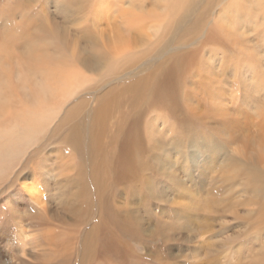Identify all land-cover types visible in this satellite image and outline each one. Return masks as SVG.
<instances>
[{
	"label": "bare ground",
	"instance_id": "6f19581e",
	"mask_svg": "<svg viewBox=\"0 0 264 264\" xmlns=\"http://www.w3.org/2000/svg\"><path fill=\"white\" fill-rule=\"evenodd\" d=\"M88 1L71 0V4L82 8ZM216 1L130 0L128 6L115 10L117 24L113 23L114 11L105 8L100 13L105 20H97L105 21L113 32L109 43L103 42L102 47L100 39L99 43L93 41L84 31L83 37L67 45L68 53L54 52L55 58L50 57L54 59L51 63L57 70V79L61 78L62 85L67 83L72 89L65 90L68 92L64 98H56L51 105L52 99L45 96L47 87H51L46 79V85L36 89L44 95L26 99L24 107L14 115L10 114V102L0 100V122L10 114L7 124H3L6 128L0 126V183L12 176H16L15 181L25 179L0 205V264H187L191 256L185 253L186 244L196 243L195 260L205 250L204 243L212 246V239L206 240L204 235H197V242L188 240L191 235L178 233L180 227L174 225L180 217L176 205L179 214L194 209L205 215L207 212L208 217H199L201 232H206L205 219H209L211 227L221 220L217 204L207 210L206 201L217 200V195H212V200L209 195H188L192 145L201 146L194 137L208 139L204 132L210 130L190 111L189 103L195 96L189 84L195 83L204 96H209V85H213L210 79L203 80L202 85L198 83V57L205 50L191 47L198 44ZM103 33L101 37L105 38L106 32ZM190 34L193 37L184 41ZM72 63L83 71L76 75L83 76V83L75 76V66L70 69ZM80 69L77 71L81 72ZM85 73L101 77L88 82ZM75 79L79 88L85 87L76 91ZM72 84L75 87L69 86ZM75 96L78 97L71 102ZM88 96H94L96 101H88ZM67 101L69 107L60 118ZM210 111L208 108L207 113ZM152 115L153 126L149 120ZM53 125L50 139L58 137L66 145L71 162H80V166L68 168L69 172L76 170L74 175L59 181L49 173L44 160L36 168L25 169L35 155L44 157L40 146L33 147L40 137H47ZM210 131L222 135L218 128ZM253 149L220 148V195L226 196L218 198V203L223 206L224 202H231L236 208H246L258 224L257 230L262 231L264 166L260 164L264 165V149L257 153ZM21 163L24 165L16 169ZM144 163V177L168 178L171 182L180 179L183 195L173 201L172 208L159 207L161 197L156 195L142 196L143 203L139 205L134 202L140 192L133 185L141 179L139 168ZM29 179L32 181L27 183ZM110 185L113 189L105 194ZM239 193L243 195H236ZM46 195L52 198L48 200ZM128 197L132 206H119L120 199ZM6 212L10 214L11 226L3 228ZM94 217L96 223L91 224ZM11 227L17 236L11 237ZM4 240L8 242L6 246L2 244ZM128 241L145 253L135 256L126 244Z\"/></svg>",
	"mask_w": 264,
	"mask_h": 264
},
{
	"label": "rangeland",
	"instance_id": "374dc122",
	"mask_svg": "<svg viewBox=\"0 0 264 264\" xmlns=\"http://www.w3.org/2000/svg\"><path fill=\"white\" fill-rule=\"evenodd\" d=\"M89 1L88 4L85 3L83 4L85 6L79 8L78 5L71 4V0H0V88H2L0 89V100L6 99L10 102L12 107L10 114L14 115V112L21 110L26 99L42 95L43 93L36 92V89L45 84L47 80L51 87H47L45 96L52 99V101L49 100L51 105L54 106L53 101L56 98H64L65 93L68 92L65 90L71 91L72 89L68 88L67 83L62 85V79L56 77L55 71L57 70L53 69L54 63H51L54 61L51 58L56 56L54 52L68 53L67 45L70 43L73 45L74 41L83 37L84 31L92 37L91 40L98 42L100 39V43H98L103 47V42L109 43L114 35L108 30L106 22L103 21L105 18L100 13H104L102 11L105 8H111L114 11L112 18L115 17L113 23L117 24L119 17L115 10L119 7L123 8L124 5L128 6L130 3V0ZM149 6L151 7V5ZM212 8L214 9L208 15L207 24L202 29L198 44L191 47L193 50L202 47L205 50L204 55H201V58L198 57L199 64L196 63L199 65L197 77L201 76L198 83L202 85V82L210 79L213 85H209V88L212 87V91L209 96L201 95L198 86L195 83H190V90L195 99H192L189 105L192 115H198L203 126L210 130L218 128L222 135L219 136L207 130L204 134L208 136V139L203 136H201L202 138L194 137L201 146L192 145L190 192L188 195H201V198L209 195L211 200L212 195H217V200L206 201L207 210L217 204L219 206V215L217 216L221 217V220L211 227L208 224L209 219H205L203 226L206 228V232L204 230L201 232L199 217L200 215L208 217L207 212L205 215L204 212L194 209L179 214V206L176 205V211L180 217L174 227H180L178 233L190 234L191 238L188 240L192 242H197V235H204L206 240L212 239L210 248L204 243L205 250L197 260L193 259L196 243L186 244L185 247L188 246V250H185V253L191 256L186 261L187 264H264V249L262 248L264 246V233H262L264 229L257 230L258 224L247 214L246 208H236L233 203L229 204L231 202H224V208V205L218 203V198L226 196L220 195L221 175L218 169L220 148L225 146L229 150L241 151L254 148V153L259 152L260 148L264 149V0H218ZM97 18L103 20H97ZM98 23H101L102 26ZM102 32H106L105 38L101 37ZM192 37L190 34L184 38V41H188ZM206 38L211 39L207 45L203 46ZM191 51L185 50L186 53ZM74 66L75 69H73ZM70 69H73L75 76L82 75L83 71L78 66L76 67V64H70ZM79 69L81 72L77 71ZM85 74L88 82L101 77L100 75ZM77 79L81 83L83 76ZM77 79H75L74 85L79 83H77ZM73 84L69 86L75 87ZM83 86L79 88L76 85V91L82 89ZM81 93L78 95L81 96ZM77 97L70 99L71 102ZM87 100L96 101L94 96H88ZM69 104L68 101L64 102L65 107L58 115L60 118L63 117ZM208 108L212 110L209 113H207ZM117 112L118 110L114 114L116 115ZM10 114L7 118H10ZM7 118L0 122V126L4 129L6 125L3 124H7ZM149 120L153 126L152 121L155 122L153 115ZM12 121L11 119L10 123ZM224 122L226 124L222 126ZM53 130L54 125L46 134L47 137H40V142H36L37 145L35 144L33 147L36 149L40 146L39 149L44 152L45 158L43 155L39 157L35 155L34 160L25 165V169L29 170L30 166L36 168L44 160L49 173L59 181L74 175L76 170L69 172L68 168L78 167L80 162L79 159H75L76 163L71 162L66 145L57 140L58 137L50 139ZM150 130L151 128H149ZM246 131L249 135L244 134ZM222 136L225 141L222 140ZM22 165L24 164L21 163L16 169ZM140 166L141 179L133 187L140 192L141 196L136 195L137 199L134 202L138 201L136 204L139 205L143 203L142 196L156 195L157 198L161 197V201L159 199V204H157L159 207L165 210L172 208L173 201L175 199L178 201L179 195H183V190L180 191V181H178L180 179L171 182L168 178L144 177L145 163ZM263 166L260 164V167ZM15 177L12 176L9 181L0 183V205L4 203L10 191L25 182V179L22 180L23 178L15 181ZM31 181L29 179L27 183ZM109 188L105 194L113 189L111 185ZM76 190L79 192L80 188ZM236 195H243V193ZM45 197L50 200L52 195ZM131 200V197L120 199L119 206H132ZM156 211L157 209L154 213ZM222 211L223 213H221ZM8 216L10 214L6 212L4 217L6 223L3 220V228L11 226L8 221L11 217ZM94 219L91 224L96 223H93L96 221L95 217ZM144 219L147 224L148 219L146 217ZM28 224L30 225V222ZM86 227L87 224L84 225V229ZM146 227L149 226L146 225ZM16 232L15 228L11 227L9 234L11 237L17 236ZM2 244L6 246L8 242L4 240ZM126 244L137 257H141L145 253L138 249L136 243L128 241ZM183 247L181 245L180 249ZM203 258L205 260L202 262Z\"/></svg>",
	"mask_w": 264,
	"mask_h": 264
}]
</instances>
